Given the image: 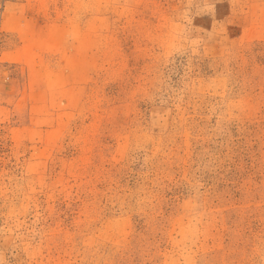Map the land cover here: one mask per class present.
Here are the masks:
<instances>
[{
  "label": "rangeland",
  "instance_id": "rangeland-1",
  "mask_svg": "<svg viewBox=\"0 0 264 264\" xmlns=\"http://www.w3.org/2000/svg\"><path fill=\"white\" fill-rule=\"evenodd\" d=\"M0 264H264V0H0Z\"/></svg>",
  "mask_w": 264,
  "mask_h": 264
}]
</instances>
